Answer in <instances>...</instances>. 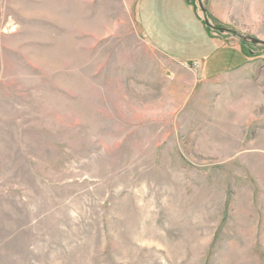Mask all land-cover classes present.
<instances>
[{
	"label": "rangeland",
	"instance_id": "rangeland-1",
	"mask_svg": "<svg viewBox=\"0 0 264 264\" xmlns=\"http://www.w3.org/2000/svg\"><path fill=\"white\" fill-rule=\"evenodd\" d=\"M264 0H0V264H264Z\"/></svg>",
	"mask_w": 264,
	"mask_h": 264
},
{
	"label": "water",
	"instance_id": "water-1",
	"mask_svg": "<svg viewBox=\"0 0 264 264\" xmlns=\"http://www.w3.org/2000/svg\"><path fill=\"white\" fill-rule=\"evenodd\" d=\"M245 41H249L251 43H257V44H264V42H261L259 40H256V39H253V38H250V37H242Z\"/></svg>",
	"mask_w": 264,
	"mask_h": 264
},
{
	"label": "crops",
	"instance_id": "crops-1",
	"mask_svg": "<svg viewBox=\"0 0 264 264\" xmlns=\"http://www.w3.org/2000/svg\"><path fill=\"white\" fill-rule=\"evenodd\" d=\"M141 1V0H140Z\"/></svg>",
	"mask_w": 264,
	"mask_h": 264
}]
</instances>
